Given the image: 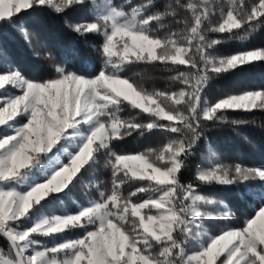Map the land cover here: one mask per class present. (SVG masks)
Returning <instances> with one entry per match:
<instances>
[{"label": "snow or ice", "instance_id": "snow-or-ice-1", "mask_svg": "<svg viewBox=\"0 0 264 264\" xmlns=\"http://www.w3.org/2000/svg\"><path fill=\"white\" fill-rule=\"evenodd\" d=\"M37 7L73 13L65 24L100 38L101 65L65 61L32 79L0 52V264H264V192L239 226L212 233L206 224L234 213L200 190L264 184V166L224 163L210 149L184 181L207 126L241 125L230 112L264 111V89L206 95L213 79L264 62V47L216 54L264 28V0H0V32L10 26L31 44L21 17ZM141 64L174 73L175 87L150 89L126 75ZM126 108L136 115L123 116ZM154 132L165 137L158 148L114 150ZM101 154L110 188L97 183L98 196L75 211L45 214ZM75 230L82 234L57 239Z\"/></svg>", "mask_w": 264, "mask_h": 264}, {"label": "trees", "instance_id": "trees-1", "mask_svg": "<svg viewBox=\"0 0 264 264\" xmlns=\"http://www.w3.org/2000/svg\"><path fill=\"white\" fill-rule=\"evenodd\" d=\"M117 2L124 4L126 0H117ZM132 2L136 3L139 0H132ZM21 19L30 34L31 44L25 40L20 31L5 26L0 32V52L11 62V66L19 68L29 78H47L51 75L54 66H62L65 61L68 62V67L74 65L86 71L99 70L101 59L95 46L101 42L100 38L91 35L83 38L72 32L65 24V20H72L73 13L57 15L48 8L37 7L26 11ZM259 47H264V28L259 29L247 41L225 42L218 46L216 54L227 55L239 50ZM45 53H50L54 60L46 59ZM172 74L174 73H169L163 68L143 64L131 66L126 72L127 76L142 81L150 89L175 87L169 80ZM260 89H264V62H254L238 71L213 79L206 95L215 100L229 94ZM122 115L132 117L136 113L126 108ZM229 119H240L247 123L235 126L230 124L207 126L204 132L206 139L200 142L195 156L190 160L189 169L184 173L185 182L193 180L196 167L203 166L202 161L208 156L210 149L224 163L240 162L246 166H264V111L230 112ZM164 142L165 137L159 132L144 136L135 134L123 141L114 142V150L135 153L148 148H158ZM98 160L99 163L85 172L81 181L70 192L59 200L53 201L45 209V214L75 211L80 203L96 198L99 190L110 188V171L104 168L105 156L101 154ZM97 183L100 185L99 190L95 187ZM133 188L132 185L127 186L125 191L133 190ZM200 190L202 194L226 204L234 213V216L226 222L239 226L242 219L253 214V209L259 205L258 193L264 192V184L257 180L244 189L239 186L211 185L201 186ZM81 234L78 230L69 231L57 239H73ZM43 242L51 245V241L47 238H44ZM0 247L6 250V244L2 240H0Z\"/></svg>", "mask_w": 264, "mask_h": 264}, {"label": "rangeland", "instance_id": "rangeland-1", "mask_svg": "<svg viewBox=\"0 0 264 264\" xmlns=\"http://www.w3.org/2000/svg\"><path fill=\"white\" fill-rule=\"evenodd\" d=\"M216 19V18H214ZM212 199H215L212 197ZM216 200V199H215ZM219 201V200H218ZM231 225V226H235L231 223H227L226 221H216V222H210L206 225V227L209 228V230L212 232V233H217L219 231V229H221L222 227H224L225 225Z\"/></svg>", "mask_w": 264, "mask_h": 264}]
</instances>
